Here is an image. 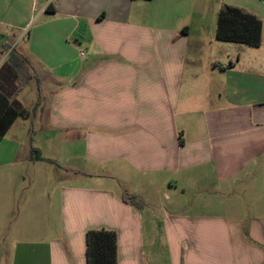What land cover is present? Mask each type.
<instances>
[{
  "label": "crops",
  "instance_id": "0c3cea01",
  "mask_svg": "<svg viewBox=\"0 0 264 264\" xmlns=\"http://www.w3.org/2000/svg\"><path fill=\"white\" fill-rule=\"evenodd\" d=\"M194 1L0 0V92L36 106L0 139V264H86L99 228L117 264H264V24L259 46L202 62ZM20 58L33 76L19 87ZM39 126L60 158L79 143L83 166L29 168Z\"/></svg>",
  "mask_w": 264,
  "mask_h": 264
},
{
  "label": "rangeland",
  "instance_id": "374dc122",
  "mask_svg": "<svg viewBox=\"0 0 264 264\" xmlns=\"http://www.w3.org/2000/svg\"><path fill=\"white\" fill-rule=\"evenodd\" d=\"M223 3L226 4H231L237 7L242 8L243 10L250 12L254 15H256L264 24V0H195L194 1V6H198V12H194L193 17L190 21V28H191V37L189 39L190 45H189V49H188V55L194 57L197 60L200 61H204L205 59H209L211 52H213V57H221L224 58V51L222 50L223 46H227V44H230L229 41H221V40H217L214 36L215 34V27H216V20H217V12L218 9L222 7ZM41 14L40 19H43L46 16V13L42 14L39 13L37 10H34L33 15L31 16V22L30 24H33V27L38 26L39 23V19L38 16ZM1 24H0V36L2 37L3 34L1 32ZM25 36L27 37V33H28V28L25 29ZM52 30V29H51ZM53 31V30H52ZM76 32H79V30H77ZM54 33V32H53ZM25 37V38H26ZM76 36L70 38V42H72L73 44L75 43L74 38ZM200 39V44L198 45L196 40ZM1 40V39H0ZM234 43V42H231ZM236 44V43H234ZM198 45V46H196ZM77 47H79V44L77 45ZM188 59L190 58L189 56H187ZM191 57V58H192ZM190 58V59H191ZM191 62H194V60H192ZM229 75H226V78L228 79ZM219 78H221V80H224L225 78V74H221L219 75ZM40 128V126H39ZM43 129L40 128V130L37 132V137L35 139V141L33 142V144L35 146H40V148L43 150L45 156H41V159L39 161V163H35L34 165H31L29 168H45V166H47L48 164L51 165L50 168H60L59 166H61L62 164H66L68 166V168H81V166H83V158L81 156L78 157V153L81 150L80 144L79 143H75L73 145H68V158H60V153L63 154L65 152V149L62 148H58L57 149V154L54 155L53 152L50 151L48 144V141H44L42 139L44 132H42ZM71 131L68 130V133H70ZM74 135L75 133L72 132ZM58 136L60 137L61 135H63V132L61 130L58 129L57 131ZM60 140L57 141L58 145L60 144ZM50 156V158H49ZM51 160H61L62 164H58L55 161L50 162ZM39 164V165H38ZM86 167V166H85ZM70 178L72 181H76L78 180L77 177H75V175L68 173V179L70 180ZM77 178V179H76ZM64 179V173H61V171L56 170L54 171V173L51 175V181L54 183H58L60 181H63ZM76 179V180H75ZM203 181V179H202ZM52 188V187H51ZM207 190H201L200 192V198H202V200L204 198H207ZM189 195L186 196V198ZM171 198L172 201H174V205H167L166 203H164V205H167L166 208L169 209V211H171L172 209L175 208H180V206L176 205V197L177 194L175 196H169L168 198ZM164 201V199H162ZM165 202V201H164ZM191 203V201H190ZM195 206H191L189 204H187L185 206V210L186 211H190L194 208ZM202 207V211L200 214H206L207 212L204 210L203 206ZM155 225L158 226V228L161 229V222L160 221H156L154 222ZM157 223V224H156ZM209 222H205L203 221V219L201 220V225L205 224V227L208 226ZM169 224V223H168ZM160 264V263H159ZM162 264V261H161Z\"/></svg>",
  "mask_w": 264,
  "mask_h": 264
},
{
  "label": "trees",
  "instance_id": "16d2710c",
  "mask_svg": "<svg viewBox=\"0 0 264 264\" xmlns=\"http://www.w3.org/2000/svg\"><path fill=\"white\" fill-rule=\"evenodd\" d=\"M46 10L53 11L51 7ZM262 21L254 14L240 7L223 4L217 14L215 38L221 41L243 43L249 46H259L261 43ZM30 67L23 58L17 65L16 77L18 86H23L33 76V72L26 75ZM28 110L17 102H10L7 95L0 92V139L4 137L13 121L19 117H27L35 110ZM122 198L133 205L139 202L133 195ZM86 264H117L116 232L111 229H89L85 233Z\"/></svg>",
  "mask_w": 264,
  "mask_h": 264
},
{
  "label": "built area",
  "instance_id": "2783aa9c",
  "mask_svg": "<svg viewBox=\"0 0 264 264\" xmlns=\"http://www.w3.org/2000/svg\"><path fill=\"white\" fill-rule=\"evenodd\" d=\"M25 31L26 30H24V32L21 34V36H20V39H22V38H25L26 36H25Z\"/></svg>",
  "mask_w": 264,
  "mask_h": 264
}]
</instances>
